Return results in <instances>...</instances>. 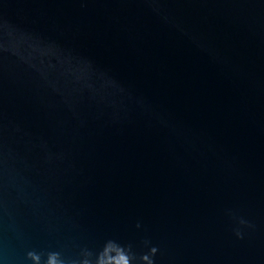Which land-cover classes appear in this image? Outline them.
Listing matches in <instances>:
<instances>
[{"label":"water","instance_id":"water-1","mask_svg":"<svg viewBox=\"0 0 264 264\" xmlns=\"http://www.w3.org/2000/svg\"><path fill=\"white\" fill-rule=\"evenodd\" d=\"M107 239L264 264V0H0V264Z\"/></svg>","mask_w":264,"mask_h":264},{"label":"clouds","instance_id":"clouds-1","mask_svg":"<svg viewBox=\"0 0 264 264\" xmlns=\"http://www.w3.org/2000/svg\"><path fill=\"white\" fill-rule=\"evenodd\" d=\"M244 223V221H241ZM139 227V224H137ZM238 238H241L239 231L236 232ZM143 245L148 248V251L139 255V264H155L153 257L156 255L158 248L150 246V241L144 240ZM115 254L112 257V254ZM85 258L70 259L62 256L60 252L50 253L45 264H134L137 260L136 254L133 252L132 245H124L114 239H107L103 242L100 251L83 249L80 252ZM34 261V264H39L40 258L33 253L28 254Z\"/></svg>","mask_w":264,"mask_h":264}]
</instances>
